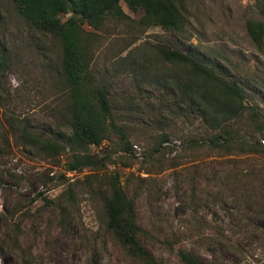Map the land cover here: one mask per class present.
Masks as SVG:
<instances>
[{
  "label": "rangeland",
  "instance_id": "obj_1",
  "mask_svg": "<svg viewBox=\"0 0 264 264\" xmlns=\"http://www.w3.org/2000/svg\"><path fill=\"white\" fill-rule=\"evenodd\" d=\"M183 2L185 31L180 38L158 26L143 33L136 31L143 10L133 12L123 1L126 17L107 21L104 30L83 25L97 35L90 71L97 83L107 88L115 121L133 144L131 157L121 151L117 135L112 141L106 136L92 151L124 155L131 163L124 172L130 170L142 177L136 180L142 185L139 208L159 263L180 264L176 253L185 245L202 248L196 232L211 229L231 243H250L243 248L244 264H264V153L236 156L251 159L241 182L226 186L221 195L206 194L207 199L197 193L203 197L201 202L190 198L195 184H209L219 165L213 162L215 156L207 143L201 141L199 115L181 112L183 107H175L180 93L162 88L187 70L165 61L154 48L160 44L188 51L220 73L254 81L256 98L261 100L264 56L250 40L245 22L248 17L263 16L257 13L254 0ZM66 16L61 14L62 19ZM133 35L138 39L126 48ZM2 46L10 68L0 73V264H142L111 245L100 246L102 236L94 234L100 228V218L82 183L90 171L67 172V180L60 178L65 172L63 164L53 165L13 138V131L21 126L53 134L66 116L55 39L32 35L12 0H0V49ZM238 126L243 138L264 145V136L254 132L249 122ZM163 135L169 137L161 144L165 149L149 156ZM114 168L108 163L104 170ZM68 182L76 184L71 223L42 199L57 196ZM16 200L23 208L11 215ZM247 226L254 233L252 238L246 235ZM179 231L187 233L184 242L168 248L164 234ZM199 259L206 263L213 258L201 249Z\"/></svg>",
  "mask_w": 264,
  "mask_h": 264
},
{
  "label": "trees",
  "instance_id": "obj_2",
  "mask_svg": "<svg viewBox=\"0 0 264 264\" xmlns=\"http://www.w3.org/2000/svg\"><path fill=\"white\" fill-rule=\"evenodd\" d=\"M122 1L133 12L143 10L136 22L138 32L143 33L150 26H158L180 38L185 31L183 0H12L32 35L55 39L60 50L59 82L66 96L63 105L66 116L53 134L21 126L19 131H13V138L53 165L63 164L65 172L60 173V178L67 180V172L90 171L82 183L100 218V228L94 234L98 233V237L101 234V247L111 245L117 252L142 264H161L152 250L151 236L142 223L139 208L142 185L136 182L140 175L130 170L124 172V169L131 167L125 156L133 155V144L115 121L107 88L98 84L90 71L97 35L83 27L86 24L94 30H104L107 21L126 17L121 7ZM254 2L257 13L263 18L248 17L245 27L253 45L264 56V0ZM61 14L67 15L66 18L62 19ZM134 35L127 39L126 48L138 39ZM154 48L165 61L176 62L187 70L174 82L163 83L162 88L170 87L180 93L176 97L175 107H183L181 112L199 115L201 141L207 143V148L215 156L213 162L219 165V169H213L209 184H195L189 197L201 202L203 197L197 193L207 199L214 193L221 195L226 186L241 182L240 177L251 159L236 156L264 153V145L243 138L238 126L241 122H249L254 132L264 136V93L263 97L260 96L262 99L258 100L256 82L220 73L214 65H208L198 55L160 44H155ZM9 66L2 46L0 73L4 74ZM113 135L119 137L125 156L92 151L106 136L112 141ZM168 139L167 135H163L160 142L151 148L149 156L153 157L165 149L161 144ZM108 163L115 167L114 170H104ZM75 185L73 182L66 183L55 197L42 196L44 205L53 207L70 223L76 203ZM22 208L20 200H16L9 212L13 215ZM187 230L190 232L191 229ZM245 232L252 238L254 233L251 228L245 227ZM185 234L186 231L166 233L163 236L164 244L170 248L183 243ZM98 237L95 236V240ZM196 237L202 248L197 246L198 249H195L194 244L183 246L176 253L180 264H244L243 248L250 243H231L223 235H214L211 229L197 231ZM201 249L211 255L213 259L210 262L204 263L199 259Z\"/></svg>",
  "mask_w": 264,
  "mask_h": 264
},
{
  "label": "built area",
  "instance_id": "obj_3",
  "mask_svg": "<svg viewBox=\"0 0 264 264\" xmlns=\"http://www.w3.org/2000/svg\"><path fill=\"white\" fill-rule=\"evenodd\" d=\"M264 142V141H263Z\"/></svg>",
  "mask_w": 264,
  "mask_h": 264
}]
</instances>
